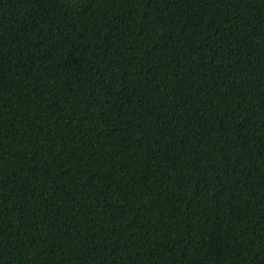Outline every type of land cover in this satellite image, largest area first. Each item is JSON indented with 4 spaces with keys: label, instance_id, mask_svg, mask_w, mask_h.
I'll list each match as a JSON object with an SVG mask.
<instances>
[{
    "label": "trees",
    "instance_id": "trees-1",
    "mask_svg": "<svg viewBox=\"0 0 264 264\" xmlns=\"http://www.w3.org/2000/svg\"><path fill=\"white\" fill-rule=\"evenodd\" d=\"M0 264H264V0H0Z\"/></svg>",
    "mask_w": 264,
    "mask_h": 264
}]
</instances>
